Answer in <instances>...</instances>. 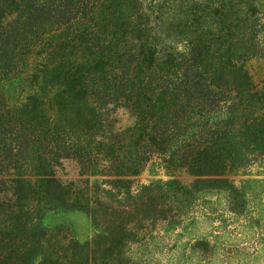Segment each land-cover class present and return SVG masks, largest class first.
I'll use <instances>...</instances> for the list:
<instances>
[{
	"label": "trees",
	"instance_id": "1",
	"mask_svg": "<svg viewBox=\"0 0 264 264\" xmlns=\"http://www.w3.org/2000/svg\"><path fill=\"white\" fill-rule=\"evenodd\" d=\"M0 136V264H120L143 222L237 197L232 174L264 158V0H0ZM149 164L168 180L135 186ZM61 206L97 236L40 227Z\"/></svg>",
	"mask_w": 264,
	"mask_h": 264
},
{
	"label": "rangeland",
	"instance_id": "2",
	"mask_svg": "<svg viewBox=\"0 0 264 264\" xmlns=\"http://www.w3.org/2000/svg\"><path fill=\"white\" fill-rule=\"evenodd\" d=\"M249 67L257 77L258 63L251 61ZM13 96L12 89L5 92L8 102ZM114 118L117 129L132 124L122 109L114 113ZM9 138L0 136V143L8 146ZM55 173L64 182L81 178L78 164L72 160L64 161ZM177 177L185 183L194 179L186 174ZM157 179L166 181L168 176L159 165L152 168L149 164L135 186ZM231 179L238 186L237 197L219 190L197 194L184 206L186 213L182 217L143 222L134 239L124 244V251L114 256L115 260L120 264H264V158L234 172ZM39 225L50 231L62 228L81 245L99 233L90 213L78 208L48 210ZM40 259L36 258V263Z\"/></svg>",
	"mask_w": 264,
	"mask_h": 264
}]
</instances>
